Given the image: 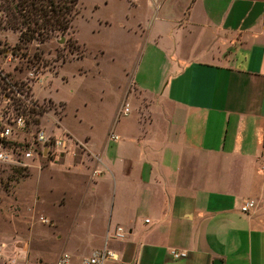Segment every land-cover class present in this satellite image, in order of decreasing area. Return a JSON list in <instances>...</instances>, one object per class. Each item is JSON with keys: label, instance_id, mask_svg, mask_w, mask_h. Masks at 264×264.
<instances>
[{"label": "crops", "instance_id": "1", "mask_svg": "<svg viewBox=\"0 0 264 264\" xmlns=\"http://www.w3.org/2000/svg\"><path fill=\"white\" fill-rule=\"evenodd\" d=\"M147 2L165 7L147 32L140 22L133 30L146 41L139 67L160 61L130 84L147 104L127 89L135 114L114 133L124 103L98 148L61 119L100 170L83 188L105 190L108 217L92 252L115 254L104 264H264V206L239 210L264 199V0ZM117 227L122 239L112 237ZM171 249L186 256L174 259Z\"/></svg>", "mask_w": 264, "mask_h": 264}, {"label": "rangeland", "instance_id": "2", "mask_svg": "<svg viewBox=\"0 0 264 264\" xmlns=\"http://www.w3.org/2000/svg\"><path fill=\"white\" fill-rule=\"evenodd\" d=\"M137 1L79 0L78 12L63 34L32 39L22 49L17 46L19 32L7 26L0 10V67L14 78L34 71L39 80L35 93L40 99L52 97L59 126L63 128L62 119L77 136H89L97 148L124 103L129 112L113 125L114 133L130 124L134 100L123 95L127 89L133 92L132 80L147 77L148 69L157 70L160 63L151 60L139 67L146 41L133 30L140 22L147 32L165 7ZM133 93L147 104V98ZM40 124L61 134L47 117ZM115 143H109L108 158L114 155ZM82 153L72 148L65 161L49 156L28 171L0 165V264H54L61 253L74 260L91 254L92 240L104 231L108 213L102 211L105 190L83 188L87 179L96 177ZM104 178L111 186L110 174L105 172Z\"/></svg>", "mask_w": 264, "mask_h": 264}, {"label": "built area", "instance_id": "3", "mask_svg": "<svg viewBox=\"0 0 264 264\" xmlns=\"http://www.w3.org/2000/svg\"><path fill=\"white\" fill-rule=\"evenodd\" d=\"M12 57V54L10 53ZM9 71L0 67V165L23 171L40 167V160L49 156L52 159H61L70 153L71 149L87 150L86 140L72 137L65 129L59 126V119L55 114V104L49 98L40 99L34 90L38 76L34 71L23 77H11ZM127 109H124L126 112ZM42 117L50 119L53 129H59L57 136L40 124ZM116 139V136H110ZM264 140V129L262 133ZM74 150H72L73 152ZM99 162L98 156L93 155ZM264 172V165H261ZM100 170L93 169L92 175H98ZM264 206V199H248L240 206V212L247 214L258 205ZM112 237L122 239L124 232L117 227ZM172 258L186 256L185 251L169 250ZM107 259H115V254L105 246L91 252L87 257L74 260L68 253H61L54 264H104Z\"/></svg>", "mask_w": 264, "mask_h": 264}, {"label": "trees", "instance_id": "4", "mask_svg": "<svg viewBox=\"0 0 264 264\" xmlns=\"http://www.w3.org/2000/svg\"><path fill=\"white\" fill-rule=\"evenodd\" d=\"M79 0H0L8 27L19 32V48L32 39L46 40L64 33L78 12ZM74 45H72V48Z\"/></svg>", "mask_w": 264, "mask_h": 264}, {"label": "water", "instance_id": "5", "mask_svg": "<svg viewBox=\"0 0 264 264\" xmlns=\"http://www.w3.org/2000/svg\"><path fill=\"white\" fill-rule=\"evenodd\" d=\"M212 264H221V261H219V260H214Z\"/></svg>", "mask_w": 264, "mask_h": 264}]
</instances>
